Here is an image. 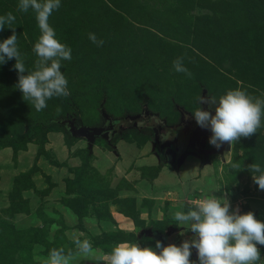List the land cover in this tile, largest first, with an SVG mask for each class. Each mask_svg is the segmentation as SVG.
<instances>
[{"label":"rangeland","instance_id":"rangeland-1","mask_svg":"<svg viewBox=\"0 0 264 264\" xmlns=\"http://www.w3.org/2000/svg\"><path fill=\"white\" fill-rule=\"evenodd\" d=\"M18 3L0 0V15L16 16L17 46L30 72L40 31L34 12L18 11ZM49 23L72 50V59L61 62L71 107L65 111L53 97L37 112L16 87L15 58L0 64V134H31L26 142L0 143V264H42L52 248L74 253V237L104 255L120 242L177 244V233L190 229L175 224L174 212L205 196H223L230 210L252 211L264 221V190L248 168L264 167V127L227 149L203 146L207 160L187 147L178 161L166 149L174 124L194 117L198 107L215 108L198 103L200 95L219 98L240 89L264 99V0H61ZM12 34L5 26L0 42ZM177 57H184L191 78L173 69ZM99 105L117 121L99 118ZM58 115L74 116L77 128L99 125L112 133L88 147L84 138L44 122ZM152 138L161 147L160 162L145 149ZM61 208L97 218L100 235L65 222ZM258 247L264 264V246ZM191 260L198 264L197 256ZM91 262L99 261L74 257L71 264Z\"/></svg>","mask_w":264,"mask_h":264},{"label":"clouds","instance_id":"clouds-1","mask_svg":"<svg viewBox=\"0 0 264 264\" xmlns=\"http://www.w3.org/2000/svg\"><path fill=\"white\" fill-rule=\"evenodd\" d=\"M61 7V0H19L18 11H33L40 31L33 52L37 59L34 69L27 71L24 59L17 46V35L13 25L16 16L11 12L0 15V31L5 26L13 34L0 42V64L15 58L14 69L18 73L16 87L22 98L37 112L47 107L53 97H68V80L61 71V62L72 59V50L56 37L50 25L52 14ZM88 39L97 47L104 41L95 33H88ZM184 57H177L173 69L191 78V71L184 65ZM26 73V74H25ZM200 104L215 105V114L198 107L193 111L197 124L210 128L209 143L217 148L222 144H234L241 138H250L264 127V99L250 97L240 89L226 91L219 98L197 97ZM232 168L240 170V163ZM253 181L264 190V167L258 163L248 166ZM227 198L215 195L205 196L187 211H175L173 220L177 226L190 229L193 237L181 244H162L156 241L155 248L139 243L120 242L112 246L106 255L98 253L92 243L73 238L75 252H65L63 247L49 250L42 264H71L74 257L94 258L100 264H196L191 260L192 249H196L198 264H259L264 246V221L256 218L252 211L241 213L230 210ZM39 259V258H37Z\"/></svg>","mask_w":264,"mask_h":264},{"label":"water","instance_id":"water-1","mask_svg":"<svg viewBox=\"0 0 264 264\" xmlns=\"http://www.w3.org/2000/svg\"><path fill=\"white\" fill-rule=\"evenodd\" d=\"M204 110L210 111L213 115L215 114V110H211L209 108H205ZM144 119V118H143ZM146 119V114H145ZM112 132H110L109 135H111ZM75 135L79 138H84L87 141V146L91 147L92 142L94 138H97L98 136H101L105 139H108L109 135H107L102 127L96 126V125H87V126H81L80 128H76ZM208 135H212L210 128H202L200 127L195 118L192 116H188L184 122L181 124H178L173 127L171 134L169 136V140H172L173 143L176 144V157L178 161H181L184 154H186V148L188 146L193 147L195 150L198 151L199 154H196L198 158L206 159V156L208 154V150L204 149V142L205 138ZM230 144L225 143L222 144L219 148L212 145L213 150L220 151L222 149L229 148ZM112 150H114L113 145H111ZM196 153L195 151L193 152ZM152 231L149 229L144 230V233L151 235ZM193 237V234L191 230H180L177 233V245L181 244L184 240H191ZM197 256L196 249H192V257L194 258ZM90 264H100V262H91Z\"/></svg>","mask_w":264,"mask_h":264},{"label":"trees","instance_id":"trees-1","mask_svg":"<svg viewBox=\"0 0 264 264\" xmlns=\"http://www.w3.org/2000/svg\"><path fill=\"white\" fill-rule=\"evenodd\" d=\"M60 99H61V101L64 103V108H65V111L69 108V107H71V101L69 100V98L68 97H59ZM98 117L100 118H105V121L106 122H112L113 120H116L117 121V118H115V117H113V118H111V117H109V115L107 114V112L104 110V108L102 107V106H100L99 105V107H98ZM73 117V118H72ZM75 119H74V116H62V115H58V116H56L55 118L54 117H51V118H46V119H44V122H46V123H51V124H53V125H58L59 127H61V129L65 132V133H67L68 135H71V136H76L75 135V130H76V128L78 127H75L76 126V124H75V126H74V123H75ZM36 125H39L40 126V128L41 129H43L44 127H41L42 125H44V124H39V123H37ZM47 126V125H46ZM124 128V127H123ZM27 132V131H26ZM25 132V134L23 135V138H21V139H19V138H17V137H9V136H7V135H5V134H0V143H3L4 144V146L6 145V146H10L11 144H13V143H15V142H26V141H28L29 139H30V133H26ZM116 136H118V137H122L123 136V134L122 135H120L119 133H117V134H114L113 135V138H116ZM22 140V141H21ZM153 152L157 155V157H158V160H159V162L160 161H162V158H163V154H162V151L160 150V147H158L157 145H155L154 147H153Z\"/></svg>","mask_w":264,"mask_h":264},{"label":"crops","instance_id":"crops-1","mask_svg":"<svg viewBox=\"0 0 264 264\" xmlns=\"http://www.w3.org/2000/svg\"><path fill=\"white\" fill-rule=\"evenodd\" d=\"M122 140H118L117 144L122 143ZM150 146L145 145V149H152V143L150 141L149 143ZM129 147L133 150L136 151L135 148H133L131 145H129ZM101 156H103L105 159H111L110 154L108 152H102L100 153ZM153 158L154 161H156V158L158 159V157L156 156V154L154 153V155L150 154ZM99 158V157H98ZM95 159L96 160H98ZM94 161V163H96ZM101 169V168H99ZM61 213L62 216L64 217V221L67 222L68 224L72 225L73 223H80L82 224L81 227L85 230L86 234H89V236L91 237H96L98 235H100V221L95 218L94 216L91 215H85V216H81V217H77L73 212L69 211L67 208H61ZM89 261V260H88Z\"/></svg>","mask_w":264,"mask_h":264},{"label":"flooded vegetation","instance_id":"flooded-vegetation-1","mask_svg":"<svg viewBox=\"0 0 264 264\" xmlns=\"http://www.w3.org/2000/svg\"><path fill=\"white\" fill-rule=\"evenodd\" d=\"M205 108H209V109H211V110H215V108L214 107H209V106H205V107H203L202 109H205ZM183 122H184V120H183ZM179 124H181V123H179ZM176 125H178V123H176V124H174L173 125V127L174 126H176ZM99 126V125H98ZM101 127V126H100ZM106 127L108 128V130H110L111 129V124L109 125H106ZM173 127H172V129H173ZM172 129H171V131H172ZM112 131H113V129H111ZM114 134V133H113ZM112 134V135H113ZM211 137V135H208L206 138H205V143H204V148H207L206 146H208L209 147V138ZM151 140V143H152V149H153V147L155 146V144H157L155 141H154V139L152 138V139H150ZM167 144H169L168 146H167V148L166 149H168V150H170V151H173L174 152V155H175V153H176V151H175V149H176V144L175 143H173V141L172 140H167ZM211 145V144H210ZM170 146H171V148H173V149H170ZM161 148V147H160ZM188 148H192L191 149V151H195L196 153L198 152L197 150H195L193 147H190V146H188ZM161 150V149H160ZM163 154V153H162ZM173 155V156H174ZM157 156V155H156Z\"/></svg>","mask_w":264,"mask_h":264}]
</instances>
